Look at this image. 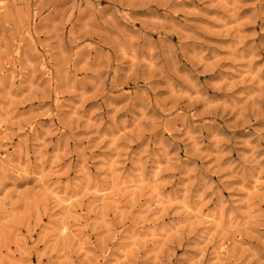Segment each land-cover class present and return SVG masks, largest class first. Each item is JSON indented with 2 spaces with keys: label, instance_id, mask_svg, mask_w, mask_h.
I'll return each instance as SVG.
<instances>
[{
  "label": "rangeland",
  "instance_id": "obj_1",
  "mask_svg": "<svg viewBox=\"0 0 264 264\" xmlns=\"http://www.w3.org/2000/svg\"><path fill=\"white\" fill-rule=\"evenodd\" d=\"M0 264H264V0H0Z\"/></svg>",
  "mask_w": 264,
  "mask_h": 264
}]
</instances>
